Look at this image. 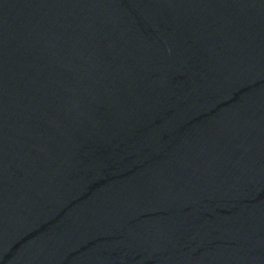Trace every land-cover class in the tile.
<instances>
[{
  "label": "water",
  "instance_id": "obj_1",
  "mask_svg": "<svg viewBox=\"0 0 264 264\" xmlns=\"http://www.w3.org/2000/svg\"><path fill=\"white\" fill-rule=\"evenodd\" d=\"M0 264H264V0H0Z\"/></svg>",
  "mask_w": 264,
  "mask_h": 264
}]
</instances>
